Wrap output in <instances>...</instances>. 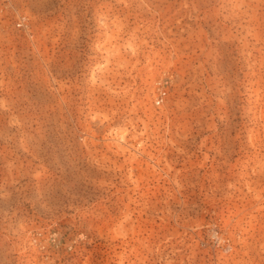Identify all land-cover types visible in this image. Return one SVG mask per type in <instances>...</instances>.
<instances>
[{
	"label": "rangeland",
	"instance_id": "374dc122",
	"mask_svg": "<svg viewBox=\"0 0 264 264\" xmlns=\"http://www.w3.org/2000/svg\"><path fill=\"white\" fill-rule=\"evenodd\" d=\"M0 28V264H264V0H0Z\"/></svg>",
	"mask_w": 264,
	"mask_h": 264
},
{
	"label": "built area",
	"instance_id": "2783aa9c",
	"mask_svg": "<svg viewBox=\"0 0 264 264\" xmlns=\"http://www.w3.org/2000/svg\"><path fill=\"white\" fill-rule=\"evenodd\" d=\"M15 25L18 28L24 29L28 27V16L26 14H22L18 17ZM1 28H0V32H1ZM167 91L164 89L163 86H159L158 87V95L156 97L155 103L157 105H161L164 102L165 99V95H166Z\"/></svg>",
	"mask_w": 264,
	"mask_h": 264
}]
</instances>
